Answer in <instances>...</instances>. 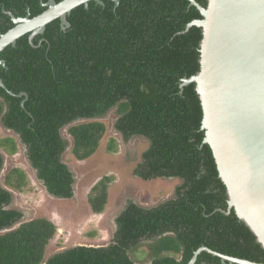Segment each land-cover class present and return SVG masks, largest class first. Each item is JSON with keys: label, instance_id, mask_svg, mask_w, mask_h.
Wrapping results in <instances>:
<instances>
[{"label": "trees", "instance_id": "obj_1", "mask_svg": "<svg viewBox=\"0 0 264 264\" xmlns=\"http://www.w3.org/2000/svg\"><path fill=\"white\" fill-rule=\"evenodd\" d=\"M47 1L0 0V35L15 25L10 14L34 17ZM195 2L205 7L207 0ZM201 18L190 0H90L71 9L68 27L55 18L42 33L30 39L27 32L0 51V124L18 134L49 195L74 194V174L61 159L67 147L61 130L67 127L70 152L83 161L98 148L106 130L99 118L110 110L125 140L148 141L134 175L181 180L174 196L156 205L128 202L109 244L75 245L45 259L58 227L44 216L23 222V212L10 207L11 190L23 192L29 183L22 168L11 167L0 182V264H187L201 246L264 263L252 231L233 209L220 210H227L226 189L203 142L195 83L180 87L200 68L202 30L186 26ZM18 144L12 135L0 136V171L1 151L13 156ZM107 150H116L114 139ZM108 178L90 188L93 213L104 209ZM193 264L228 263L202 250Z\"/></svg>", "mask_w": 264, "mask_h": 264}, {"label": "water", "instance_id": "obj_2", "mask_svg": "<svg viewBox=\"0 0 264 264\" xmlns=\"http://www.w3.org/2000/svg\"><path fill=\"white\" fill-rule=\"evenodd\" d=\"M88 1L48 0L47 8L34 17L10 14L15 25L0 35V51L27 32L30 39L42 33L55 18L68 27L67 14ZM190 3L202 15L186 26V30L192 25L201 27L200 68L184 78L180 87L195 83L202 107L203 142L212 151L226 189L227 210H220L228 214L233 209L264 249V0H207L205 7L195 0ZM0 86L5 88L1 79ZM202 250L223 263L264 264L205 246L195 250L187 264H193Z\"/></svg>", "mask_w": 264, "mask_h": 264}, {"label": "rangeland", "instance_id": "obj_3", "mask_svg": "<svg viewBox=\"0 0 264 264\" xmlns=\"http://www.w3.org/2000/svg\"><path fill=\"white\" fill-rule=\"evenodd\" d=\"M117 116L112 110L99 118L106 130L99 146L89 158L78 161L70 152L71 137L66 128L61 130L67 147L61 155L74 174V194L70 199L51 196L38 180L36 170L26 157V146L18 144V151L13 156L3 152V168L0 171V182L11 167H20L26 173L28 186L23 192H12L10 207L23 212L21 221L34 217H47L56 223L58 233L49 242L46 249L47 259L54 253L75 245L105 246L109 244L116 230L115 218L132 201L142 207H150L174 196V189L181 183L177 178H155L144 181L133 173L140 160L141 152L148 147L143 136H132L125 140L116 130L114 123ZM84 120H77L81 122ZM73 122V123H76ZM72 123V124H73ZM12 135V131L0 124V136ZM110 139L115 140V151L109 152L107 145ZM109 177L107 201L101 213H93L87 203L90 188L102 177ZM140 256V252L138 253Z\"/></svg>", "mask_w": 264, "mask_h": 264}, {"label": "clouds", "instance_id": "obj_4", "mask_svg": "<svg viewBox=\"0 0 264 264\" xmlns=\"http://www.w3.org/2000/svg\"><path fill=\"white\" fill-rule=\"evenodd\" d=\"M7 130H9V129H7ZM9 131H12V130H9ZM12 132H13V131H12ZM14 134H15V133H14ZM16 135H17V137H18L17 142H18V143H21L20 140H19V136H18V134H16ZM21 144H22V143H21ZM22 145H24V144H22ZM1 153H3V152L1 151ZM51 196H52V195H51Z\"/></svg>", "mask_w": 264, "mask_h": 264}, {"label": "crops", "instance_id": "obj_5", "mask_svg": "<svg viewBox=\"0 0 264 264\" xmlns=\"http://www.w3.org/2000/svg\"><path fill=\"white\" fill-rule=\"evenodd\" d=\"M19 144H21V143H19Z\"/></svg>", "mask_w": 264, "mask_h": 264}]
</instances>
